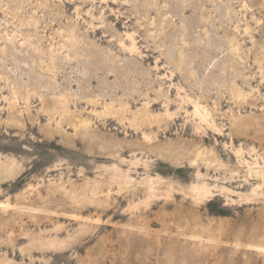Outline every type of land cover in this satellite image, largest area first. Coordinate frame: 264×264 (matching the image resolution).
<instances>
[{"label": "rangeland", "instance_id": "obj_1", "mask_svg": "<svg viewBox=\"0 0 264 264\" xmlns=\"http://www.w3.org/2000/svg\"><path fill=\"white\" fill-rule=\"evenodd\" d=\"M0 264H264V0H0Z\"/></svg>", "mask_w": 264, "mask_h": 264}]
</instances>
